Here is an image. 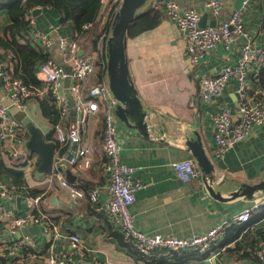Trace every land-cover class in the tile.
I'll return each mask as SVG.
<instances>
[{
	"label": "crops",
	"instance_id": "1",
	"mask_svg": "<svg viewBox=\"0 0 264 264\" xmlns=\"http://www.w3.org/2000/svg\"><path fill=\"white\" fill-rule=\"evenodd\" d=\"M175 1L180 7L198 10L202 26L211 25L212 20H215L210 10L203 6L206 0ZM220 1L222 9L217 18L225 20L236 9L237 0ZM38 8L40 11L36 15L30 13L32 29L48 36L49 56L63 63L58 50L59 39L74 38L76 32L71 24L61 22V14L56 8ZM149 9L148 5L141 8L136 18ZM8 12V9L0 8V36L5 26L10 23ZM245 23L253 45H264V0L250 1ZM34 38L33 34L28 35L27 41H34ZM78 40L83 53L95 52L90 51L92 47L89 46L88 40ZM241 40L243 39L239 41ZM98 48L99 44L96 50ZM0 53L8 56L6 60L13 56L11 51L1 47ZM239 53V44L225 47L219 43L204 56L194 70H191L184 39L174 23L163 14L154 27L133 36L127 35L125 56L129 77L140 102L147 108L145 120L150 124L147 134H144L126 126L118 119V128L125 138L120 149V160L133 167L134 175L144 182L130 206L135 226L140 231L190 238L204 233L214 224L223 222L245 208H251L256 202L259 192H255L251 198L238 196L230 199L229 194L242 184L251 185L264 179V124L253 126L245 139L237 142L222 158L217 159L214 156L212 116L222 103L229 104L235 112V83L230 81L222 97L214 101L202 102L197 94L198 75H214L225 65H235ZM99 74V68L95 67L86 81V86L97 82ZM36 77L39 80L37 74ZM247 78L249 95H264V61L257 66H249ZM39 82V86H43L40 80ZM2 89L0 83L1 104L9 97ZM23 102L24 108L20 111L47 136L51 124L43 117L38 101L32 98ZM69 114L68 118L73 119L71 111ZM197 136L205 155L214 167L212 174L215 182L212 189L219 192V198L209 192L205 173L189 150L187 142ZM85 140L91 149L90 167L77 172L66 163L65 169L61 167L51 173H40L37 170L39 158L35 153L30 154L28 161L17 159L16 162L22 164V169L15 170L23 172L26 186L17 187L18 183H14L8 174H0V191L5 188L11 195L10 198L0 196V205L10 207L18 213H27L29 208L24 198L30 195L28 189L42 191L36 194H42L43 197L40 210L50 216L56 231L60 234L66 231L79 233L81 243L88 251L83 263L76 261L74 264H146L145 260L124 244L103 213L95 210L87 198H82L73 206L68 201L65 189L60 185L59 177L67 179L66 171L69 170L74 180L82 186L99 189V202L106 199V178L101 169L102 118L99 112L89 117ZM0 158L9 166L7 155H0ZM186 159L196 162L198 170L190 181L183 182L176 177L171 164ZM252 217L250 225L245 231L242 230L237 239H223L213 246L212 264H223L237 257H241L248 264H264L257 255L259 242L264 238V205L253 211ZM236 227L239 225H232L229 230ZM32 235H35L39 242V249H25L21 252L15 250L12 255V258L16 256L15 260L21 264H47V255L62 250L66 244L63 239L52 240V234L49 232L41 233L40 230L39 234ZM231 235L233 234L230 233L229 236ZM6 238L8 236L4 226L0 224V240ZM197 264H204V258Z\"/></svg>",
	"mask_w": 264,
	"mask_h": 264
},
{
	"label": "built area",
	"instance_id": "2",
	"mask_svg": "<svg viewBox=\"0 0 264 264\" xmlns=\"http://www.w3.org/2000/svg\"><path fill=\"white\" fill-rule=\"evenodd\" d=\"M251 0H241L240 6L233 10L225 20H218L221 13L220 0H206L203 6L210 10L215 24L199 25L200 13L192 7H180L175 0H150L148 6L158 10L174 23L185 42L188 66L194 70L208 52L219 43L228 47L239 44V58L235 65H225L214 75L201 74L198 79V98L202 102H210L222 97L230 81L235 83V94L239 107V115L227 103L220 104L219 110L212 116L214 140V156L220 159L237 142L248 136L253 126L264 124V95L250 96L247 74L249 66L258 65L264 61V45L254 46L249 35L245 14ZM122 0H101L102 9L100 21L105 31L99 40V48L95 52L80 54L81 44L78 39L60 38L58 50L63 63L52 57L45 59L36 69V74L43 86L25 84L14 75V65L6 64L0 59V83L2 90L7 92L11 106L21 110L24 100L49 97L65 124L58 123L53 127L56 138L55 154L52 171L59 170L68 164L76 172L90 167V145L85 140L89 117L100 113L102 118V152L101 169L106 178V199L99 202L100 191L97 188L82 186L77 181H68L62 177L60 185L67 193L71 205H77L82 198H87L95 210L102 212L110 222L111 227L122 237L126 244H131L133 251L143 260L150 256L168 255L176 252L187 254L198 252L206 254L204 264H212L213 245L222 241L226 230L232 225L247 224L252 212L264 205V192H259L256 202L251 208H245L233 214L221 223L214 224L202 234L190 238L173 235L148 234L135 226V218L130 206L135 201L136 192L144 186V182L134 175L135 169L121 162L120 149L125 138L118 128V118L115 113L117 100L111 93L106 79L105 43L110 34L111 23L119 9ZM32 11V10H31ZM32 24V21L30 20ZM89 27V24L86 25ZM35 38L32 47L47 53L50 39L44 33L29 30ZM28 35H25L27 39ZM241 42L239 41L240 39ZM95 67L102 69L101 78L86 86L90 74ZM68 77V90L72 96L74 118H68L69 108L64 94V79ZM9 106L0 103V155L10 159L28 161L30 152L23 149L28 139V132L23 124L18 122L10 113ZM62 150V151H61ZM177 178L183 182L190 181L198 170L192 159L175 161L171 164ZM12 194V192H11ZM13 195V194H12ZM2 198H10V192L5 188L0 191ZM29 211L18 213L10 207L0 205V224L4 226L8 238L0 240V256L5 264H21L12 258L15 250L39 249L35 235H22L17 232L31 226H38L41 233L49 232L52 240L66 241L65 247L47 255V264H74L88 255L87 249L81 243L79 233L66 231L58 233L53 220L40 210L43 201L42 194L29 195L24 198ZM259 259L264 262V238L259 242L257 252ZM223 264H248L241 257Z\"/></svg>",
	"mask_w": 264,
	"mask_h": 264
},
{
	"label": "trees",
	"instance_id": "3",
	"mask_svg": "<svg viewBox=\"0 0 264 264\" xmlns=\"http://www.w3.org/2000/svg\"><path fill=\"white\" fill-rule=\"evenodd\" d=\"M38 6L56 8L61 14V22H67L74 28L76 32L75 39L88 40L89 46L92 47L90 51L96 50L100 36L105 31L104 26L99 20L101 16L99 13L102 9L101 0H0V8L8 9L10 18V23L5 26L2 36H0V47L13 53L12 58H8V60L5 59L8 57L5 53H0V59L6 64H13L14 75L25 84L31 86L40 85L36 77V69L40 63L50 57L49 52L45 53L39 48L32 47L27 39L22 41L32 28V24L30 23L31 10ZM160 15L161 13L158 10L150 8L131 22L128 35L133 36L154 27L158 23ZM87 24H89V27H86ZM99 72L101 78L102 69L99 68ZM34 99L38 101L43 117L51 124V130L47 135V139L56 141L53 127L58 123L65 124L66 121L61 119V115L49 97ZM9 160V166H6L0 158V174H8L14 183H18L17 187L26 186L23 180V172L15 170L18 168L22 169V164L10 158ZM40 192L42 191L28 189V193L33 196ZM252 219L253 217L250 220L251 222ZM250 221L246 226L239 225V227L232 230H229L230 228L228 227L223 241L237 239L241 236V232L245 231L246 227L250 225ZM230 233L233 235L229 236ZM124 244L135 253L131 244H126L125 242ZM205 257L206 254L198 252H189L187 254L173 252L168 255L150 256L145 258V261L146 264H197L201 259H205ZM0 264H5L1 256Z\"/></svg>",
	"mask_w": 264,
	"mask_h": 264
},
{
	"label": "water",
	"instance_id": "4",
	"mask_svg": "<svg viewBox=\"0 0 264 264\" xmlns=\"http://www.w3.org/2000/svg\"><path fill=\"white\" fill-rule=\"evenodd\" d=\"M150 0H122L121 5L114 15L111 23L110 34L105 43V56H106V79L108 81L111 93L117 100L115 113L117 118L130 128H135L138 131L147 134L150 124L146 122L147 108L140 102L134 85L132 84L127 62L125 56L126 40L128 35V29L131 22L136 18L139 10L148 5ZM241 0H237L236 8L240 6ZM38 7L32 9V14L36 15L39 12ZM215 20H212L211 26L215 24ZM199 25H201V18L199 19ZM83 53V50L79 52ZM70 79L66 77L64 79L65 95L67 99V106L71 113L75 112L72 109L73 100L68 90ZM2 105L10 107L9 110L13 114L14 118L23 124L28 132V139L23 144V149L27 152L37 154L39 163L37 170L40 173H51L53 167V160L55 154V142L47 139L45 132L37 126L27 115L20 111L16 106H11L12 101L9 97H6L2 101ZM235 112L239 115V107L236 102ZM189 150L200 166L202 172L205 173V181L207 182L209 192L219 198V192H214L212 184L215 182L214 167L210 163L209 159L204 153L200 138L197 136L195 139L187 142ZM65 169V166L62 165ZM66 177L69 181H74L68 171H66ZM255 192H264V179L255 184H242L239 188L229 194V198H235L238 196L251 198ZM40 230L38 226H31L27 229H22L21 233L17 232V237L28 234H39Z\"/></svg>",
	"mask_w": 264,
	"mask_h": 264
}]
</instances>
